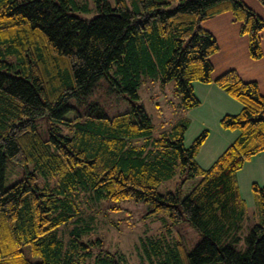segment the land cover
<instances>
[{
  "label": "trees",
  "instance_id": "1",
  "mask_svg": "<svg viewBox=\"0 0 264 264\" xmlns=\"http://www.w3.org/2000/svg\"><path fill=\"white\" fill-rule=\"evenodd\" d=\"M95 1L98 12L86 18L72 11L76 0H0V264H124V253L104 249L99 236L83 238L73 226L63 238L61 227L84 218L83 203L126 198L202 235L190 251L180 240H141L146 255L164 251L150 264H264V184H250L251 211L236 181L264 150V92L234 68L212 75L219 45L202 26L230 11L259 58L264 20L243 0ZM142 74L174 80L180 111L198 103L193 81H213L242 104L220 118L238 135L210 166L195 160L207 130L186 145L187 118L157 127L136 101ZM101 79L127 109L109 113L90 98ZM6 157L24 169L8 186ZM175 174L174 189L158 191Z\"/></svg>",
  "mask_w": 264,
  "mask_h": 264
},
{
  "label": "rangeland",
  "instance_id": "2",
  "mask_svg": "<svg viewBox=\"0 0 264 264\" xmlns=\"http://www.w3.org/2000/svg\"><path fill=\"white\" fill-rule=\"evenodd\" d=\"M80 7L72 11L82 17L91 18L98 11L95 0H76ZM127 7L133 8L137 0H123ZM255 13L264 20V4L260 0H243ZM102 2V0L100 1ZM110 6H115L116 0H106ZM230 11L208 18L202 23V26L209 30L217 40L219 49L216 55H226L227 58L233 55L240 56L246 54V45L241 48L239 43H248L247 36H240L238 32V22L232 23L227 18ZM227 17V18H226ZM222 18H226L222 22ZM262 54L264 53V28L259 33ZM233 43L235 47L231 45ZM238 49L240 53H238ZM244 52V54H243ZM240 56L239 58H241ZM142 82L137 88L138 97L136 101L143 104L151 121L155 126L163 123L168 126L173 123L178 116L177 103L179 94L176 91L174 80L164 83L160 82L159 77L150 74H142ZM94 92L90 96L103 104L107 112L122 111L128 108L129 104L117 89H110L108 80L101 79L98 82ZM113 87V86H112ZM161 114L158 115L157 110ZM71 114H69L70 116ZM37 129L43 136L46 135V125L44 118L38 117L36 120ZM24 169L9 157L5 159L4 185L8 186L15 180L23 176ZM41 180L43 179L42 176ZM39 180V182H41ZM178 177L162 180L157 186L158 191L173 190ZM110 206H117L110 208ZM81 209L83 219L71 220L62 225L61 236L67 238L69 229L73 226L79 228V233L83 238H93L99 236L102 240V247L109 251L120 250L125 255L124 264H150L164 258L162 249L157 252H150L146 255L141 240L152 237H160L170 244L174 240H180L186 251H190L194 245L201 239L202 235L198 229L186 220H180L176 223H170L168 216L163 212L149 213L147 203H138L130 198L120 200H101L94 204L83 203ZM248 230L245 226L243 234ZM163 241L161 240V243ZM244 242L241 240L236 244L239 249L244 248Z\"/></svg>",
  "mask_w": 264,
  "mask_h": 264
},
{
  "label": "crops",
  "instance_id": "3",
  "mask_svg": "<svg viewBox=\"0 0 264 264\" xmlns=\"http://www.w3.org/2000/svg\"><path fill=\"white\" fill-rule=\"evenodd\" d=\"M226 18H222V22ZM228 19L232 23H236L232 20L231 13ZM240 36H243V34H240ZM239 44L241 48H243L244 44L246 45V54H240L241 58L237 55L230 56L229 58L226 57L227 54L216 55L218 50L210 56L213 66L212 75L216 76L227 69L234 68L244 80H255L259 90L264 92V53L259 58H252L248 51V43ZM231 45L235 47L233 43ZM238 53H240L239 49ZM192 88L194 95L198 99V103L184 111L178 110V116L181 114L188 120L183 134L186 145L202 130H207V136L195 155L197 164L206 168L211 165L216 157L238 135L237 129L222 128L219 124L220 118L224 114L239 112L242 104L213 81H193ZM236 181L240 196L244 199L247 207L251 211L254 210L255 202L250 184L252 182L264 184V150L252 155L243 163L242 167L236 172Z\"/></svg>",
  "mask_w": 264,
  "mask_h": 264
}]
</instances>
